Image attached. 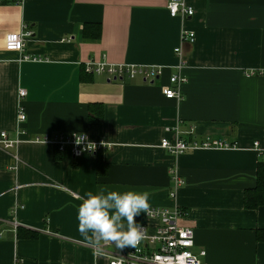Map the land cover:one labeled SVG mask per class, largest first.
<instances>
[{"label":"crops","instance_id":"1","mask_svg":"<svg viewBox=\"0 0 264 264\" xmlns=\"http://www.w3.org/2000/svg\"><path fill=\"white\" fill-rule=\"evenodd\" d=\"M166 1L0 0V132L19 140L0 146V264H107L129 250L79 234V205L102 185L147 190L150 207L180 210L201 264H264V205L243 206L264 165V76H245L264 66V0H184L194 11L185 22L168 17ZM24 25L32 36L22 51H5L4 36ZM182 27L192 43H180ZM87 60L159 75L108 81L85 74ZM172 75L183 78L179 100L161 94ZM56 133L107 147L73 159L26 142ZM175 137L228 146L177 156L158 148ZM135 219L155 225L144 213Z\"/></svg>","mask_w":264,"mask_h":264},{"label":"built area","instance_id":"2","mask_svg":"<svg viewBox=\"0 0 264 264\" xmlns=\"http://www.w3.org/2000/svg\"><path fill=\"white\" fill-rule=\"evenodd\" d=\"M23 2L26 0H15ZM165 10L170 18H178L181 22H185L190 18L194 11L184 0H167ZM32 36V32L27 30L25 25L17 33H9L4 36L3 46L5 51L20 52L24 47V42ZM194 33L181 28L179 33L180 43H192L194 41ZM174 55L179 54V48L173 49ZM24 59H27L26 57ZM83 71L88 75H104L108 81H121L123 78L132 80L136 77L142 79L143 82L153 83L159 75V69L146 66H113L105 62H96L87 60L83 63ZM245 76H264V66L248 70ZM183 82V78L172 75L168 78V86L161 90V94L166 99H180V94L176 90V86ZM24 92H18V98L23 97ZM25 119L21 108L17 110V125L23 123ZM166 133L170 132L169 128H165ZM173 134H177L173 129ZM24 134L23 132H20ZM81 133H56L52 135L32 136L27 138L26 142L31 144H40L51 146L57 153L67 154L75 159L82 155L95 156L107 144L101 140L91 141L89 138L80 145L75 143L76 135ZM88 142L96 145L94 150H86ZM103 142V143H102ZM19 143V140H8L5 132H0V146L4 149L11 148ZM228 144L218 140L205 138L202 141L194 139L181 140L178 137L173 139L162 138L158 143V148L170 156L192 151L195 149L208 148H224ZM256 146V143H253ZM173 187H177L182 182L175 175L172 176ZM173 196V193H170ZM151 217L146 213L144 215L148 219L155 220V225L149 231L144 228V238L136 248L121 252L117 257L108 260L107 264H201L190 249L193 246V232L190 228L180 227L177 220L182 216V212L176 208L167 209L161 207H151ZM200 256L204 253L200 252Z\"/></svg>","mask_w":264,"mask_h":264},{"label":"clouds","instance_id":"3","mask_svg":"<svg viewBox=\"0 0 264 264\" xmlns=\"http://www.w3.org/2000/svg\"><path fill=\"white\" fill-rule=\"evenodd\" d=\"M85 140L87 136L81 133L76 135L75 143L80 145ZM95 147L88 142L86 150ZM149 197L147 190L120 192L108 190L107 185L100 186L97 193L89 192L79 205V234L96 247L114 244L120 250L136 248L144 238V227L135 218L141 213L151 217Z\"/></svg>","mask_w":264,"mask_h":264},{"label":"trees","instance_id":"4","mask_svg":"<svg viewBox=\"0 0 264 264\" xmlns=\"http://www.w3.org/2000/svg\"><path fill=\"white\" fill-rule=\"evenodd\" d=\"M255 180H256V185L253 190L254 192V195H252L253 198L249 199L248 197L249 195L247 194L250 192L246 191L244 193L243 206L246 209L254 208L259 205H264V165L261 161L258 162L256 165ZM260 234L261 232H257L256 234L257 239L264 240V234L263 236H261ZM31 236L33 237L34 235H31Z\"/></svg>","mask_w":264,"mask_h":264}]
</instances>
